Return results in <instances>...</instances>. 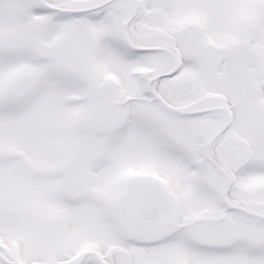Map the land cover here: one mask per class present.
<instances>
[{"label":"snow or ice","instance_id":"1","mask_svg":"<svg viewBox=\"0 0 264 264\" xmlns=\"http://www.w3.org/2000/svg\"><path fill=\"white\" fill-rule=\"evenodd\" d=\"M0 264H264V0H0Z\"/></svg>","mask_w":264,"mask_h":264}]
</instances>
